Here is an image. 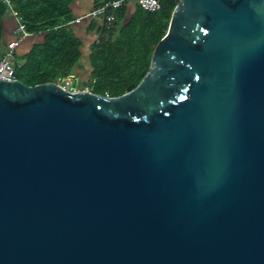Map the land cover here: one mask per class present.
<instances>
[{"label":"water","instance_id":"95a60500","mask_svg":"<svg viewBox=\"0 0 264 264\" xmlns=\"http://www.w3.org/2000/svg\"><path fill=\"white\" fill-rule=\"evenodd\" d=\"M117 97L0 80V264H264V0H178Z\"/></svg>","mask_w":264,"mask_h":264},{"label":"trees","instance_id":"16d2710c","mask_svg":"<svg viewBox=\"0 0 264 264\" xmlns=\"http://www.w3.org/2000/svg\"><path fill=\"white\" fill-rule=\"evenodd\" d=\"M73 0H10L31 35L43 36L29 51L18 56L14 50V78L26 86L52 82L63 84L79 77L75 68L81 61L82 42L71 28ZM111 0H97L96 5ZM160 9L150 14L137 0H127L115 10V22L110 36L100 46L94 41L89 49V71L77 86L90 93L117 97L133 90L145 77L155 45L164 35L178 0H157ZM12 18L6 4L0 0V55L6 52L4 39L6 20ZM14 21V19H13ZM90 32L96 35L106 24L90 21Z\"/></svg>","mask_w":264,"mask_h":264},{"label":"built area","instance_id":"2783aa9c","mask_svg":"<svg viewBox=\"0 0 264 264\" xmlns=\"http://www.w3.org/2000/svg\"><path fill=\"white\" fill-rule=\"evenodd\" d=\"M3 1L6 4L11 17H13L14 19L15 29L13 30V40L8 43L6 52L3 55H0V80L13 81L15 80L13 68V52L18 46V44L27 39L31 34L27 33L21 19L17 17L16 12L12 9L10 0ZM125 1L127 0H111L98 4L93 9H91L90 12L86 14V16L77 19L75 22L80 23L82 20L92 19L99 21L101 24H106V29H104L100 34L96 35L94 38V43L100 46L110 36V28L114 25L115 22V10L119 9ZM137 3L143 11L148 12L150 14L157 13L160 9V5L157 0H137ZM60 85L67 90V85ZM71 92L89 93V90L87 89V91Z\"/></svg>","mask_w":264,"mask_h":264},{"label":"crops","instance_id":"0c3cea01","mask_svg":"<svg viewBox=\"0 0 264 264\" xmlns=\"http://www.w3.org/2000/svg\"><path fill=\"white\" fill-rule=\"evenodd\" d=\"M96 2H97V0H73L72 3L70 4V13H71V15L73 16V19H74L73 23L71 24V28L75 32L76 36L82 42L81 51L83 53L82 56L84 58L83 57H81V58L86 59L87 64H85V67H87L88 71H89V63H88L89 49L91 47V44L94 41L96 33L94 31L90 32V28L89 27H90L91 19L90 20H88V19L82 20L80 23H76L75 21L77 19H80V18L86 16V14L89 13L90 10L95 7ZM14 29H15V22L13 21V19L12 18L7 19V22L5 23L4 39L6 38V35H7L8 36L7 37L8 38V40H7L8 42L13 40V30ZM39 35H41V34H39ZM30 36H34V35H30ZM42 38H43V36H42ZM20 44H18V46ZM17 47H16V49H17ZM16 49H15V51H16ZM83 61L84 60H82V62L80 61L81 63H79L77 65V67L75 68V72L76 73H80L81 65L84 64V62H85V61L84 62Z\"/></svg>","mask_w":264,"mask_h":264},{"label":"rangeland","instance_id":"374dc122","mask_svg":"<svg viewBox=\"0 0 264 264\" xmlns=\"http://www.w3.org/2000/svg\"><path fill=\"white\" fill-rule=\"evenodd\" d=\"M7 37L8 36L6 35L5 41L8 40ZM40 41H42V35H34V36L28 37L26 40L22 41V43L17 47L16 54L18 56H23L29 50V47L31 46V44L40 42ZM83 58H81V62L82 60H84L85 62L83 61L84 64L81 65V70H80V73H78L79 77L77 78V81L75 82L74 78H69L67 81L62 82L63 83L62 85H67L68 91H87L86 88L77 86L82 80H84V78L88 74L87 67H85V64H87V62H86V59H83Z\"/></svg>","mask_w":264,"mask_h":264}]
</instances>
